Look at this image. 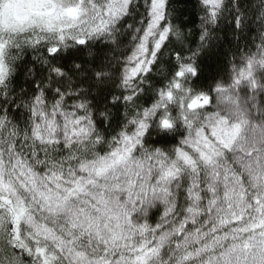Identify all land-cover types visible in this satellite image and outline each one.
<instances>
[{
  "label": "snow or ice",
  "instance_id": "obj_1",
  "mask_svg": "<svg viewBox=\"0 0 264 264\" xmlns=\"http://www.w3.org/2000/svg\"><path fill=\"white\" fill-rule=\"evenodd\" d=\"M0 264H264V0H0Z\"/></svg>",
  "mask_w": 264,
  "mask_h": 264
}]
</instances>
